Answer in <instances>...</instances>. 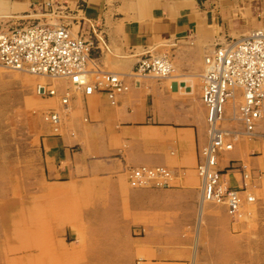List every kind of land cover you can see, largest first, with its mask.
<instances>
[{
    "label": "crops",
    "instance_id": "1",
    "mask_svg": "<svg viewBox=\"0 0 264 264\" xmlns=\"http://www.w3.org/2000/svg\"><path fill=\"white\" fill-rule=\"evenodd\" d=\"M0 19L67 25L93 40L98 65L121 74L128 87L113 101L69 80H48L58 95L41 103L33 96L39 80L0 70V107L28 116L32 151L16 154V163L38 171L33 200L85 221L102 246L97 251L118 253L128 264H264V180L254 188L226 173L233 161L264 172V154L252 155L260 142L240 138L219 154L226 186L248 184L255 197L244 199L240 217L204 200L197 171L208 142L205 58L264 28V0H0ZM149 54L169 58L175 76H132ZM67 95L68 111L61 100ZM30 103L54 107L59 134L40 114L29 115ZM141 166L169 169L170 186H131L129 171Z\"/></svg>",
    "mask_w": 264,
    "mask_h": 264
},
{
    "label": "built area",
    "instance_id": "2",
    "mask_svg": "<svg viewBox=\"0 0 264 264\" xmlns=\"http://www.w3.org/2000/svg\"><path fill=\"white\" fill-rule=\"evenodd\" d=\"M49 5V4H47ZM93 32L96 30L93 28ZM95 43L76 36L65 24L31 23L0 34V66L9 70L69 80L86 95L102 93L113 101L128 90L121 74L101 69L93 55ZM174 66L166 56L147 55L139 59L132 76L173 77ZM202 101L208 110V142L201 150L197 167L205 201L223 205L232 217H240L244 199L254 202L248 184L242 189L226 186L219 169V154L232 151L240 137L264 138V28L254 30L233 43L218 46L205 58L201 76ZM41 96L54 98L57 89L50 84L37 87ZM68 111L70 98L62 97ZM234 105L230 115L228 106ZM53 131L60 133L62 118L54 110L46 115ZM237 122L242 129L226 128L225 122ZM227 172H236L249 183L252 170L242 161H233ZM173 173L165 167L141 166L129 171L131 186L166 187ZM245 194V197L243 196Z\"/></svg>",
    "mask_w": 264,
    "mask_h": 264
},
{
    "label": "rangeland",
    "instance_id": "3",
    "mask_svg": "<svg viewBox=\"0 0 264 264\" xmlns=\"http://www.w3.org/2000/svg\"><path fill=\"white\" fill-rule=\"evenodd\" d=\"M28 22L0 19V34L28 25ZM0 70L16 73L1 66ZM21 74L34 80L42 79L28 73ZM43 79L58 81L49 77ZM43 84L47 83L36 84L33 95L41 103L50 99L37 91V87ZM227 109L231 115L234 111L232 102ZM28 110L29 115L40 114L46 121V115L54 107L41 104L35 107L30 103ZM21 112L16 108L0 107V264H128L118 253L97 251L102 246L96 244L98 239L85 221L73 219L70 213L57 212L47 199L36 196L33 200L32 180L38 178V171L33 172L31 165L21 159L16 163V154L25 156L32 151L28 116ZM224 126L242 129L237 122L227 121ZM240 138L260 142L259 149L252 153L254 157L264 154L263 137L262 140ZM249 168L253 173L251 183L256 188L258 182L264 180V172L251 165Z\"/></svg>",
    "mask_w": 264,
    "mask_h": 264
},
{
    "label": "bare ground",
    "instance_id": "4",
    "mask_svg": "<svg viewBox=\"0 0 264 264\" xmlns=\"http://www.w3.org/2000/svg\"><path fill=\"white\" fill-rule=\"evenodd\" d=\"M1 5H3V4H1ZM4 6V5H3ZM4 10V9H3ZM6 11V10H5ZM17 72V71H16ZM17 73H23V72H17ZM40 78H42V79H40L39 81L41 82V83H47L48 81L47 80H45V79H43V78H46V77H44V76H40ZM45 85V84H44ZM202 200V199H201ZM202 205V204H201ZM200 211H201V209H200ZM200 213V212H199Z\"/></svg>",
    "mask_w": 264,
    "mask_h": 264
}]
</instances>
